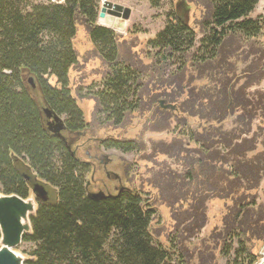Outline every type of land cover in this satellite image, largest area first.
Returning <instances> with one entry per match:
<instances>
[{
  "label": "trees",
  "instance_id": "trees-1",
  "mask_svg": "<svg viewBox=\"0 0 264 264\" xmlns=\"http://www.w3.org/2000/svg\"><path fill=\"white\" fill-rule=\"evenodd\" d=\"M99 1L65 0L25 12L26 0H0V194L28 199L35 179L54 194V202L38 203L30 217L32 234L22 244L33 245V250L25 264H169L171 255L186 264L188 258L187 251H175L170 241L166 248L154 240L150 226L157 211L142 194L123 190L103 200L90 199V171L71 156L67 142L48 131L44 109L65 116L70 142L87 130L67 89L69 71L79 63L73 48L79 26L107 68L101 80L106 89L94 98L108 125L119 127L148 98L162 121L188 130L187 141L179 133L160 146L181 167L180 172L162 171L156 188L174 216L177 245L205 226L207 203L217 200L222 203L220 224L201 241L197 261L216 264L232 256L235 264H257L264 245V200L258 202L264 179V93L233 89L229 65L237 55L230 52L236 42L264 52L259 41L264 39V17L249 18L257 0H202L200 39L172 13L165 28L148 41L157 50L153 68L193 50L197 71H222L223 81L197 89L183 88L179 73L184 67L168 79L158 76L152 89H142L136 70L120 59L118 36L96 24ZM163 1L149 3L159 9ZM30 78L41 90L42 106L31 96ZM160 101L175 110H160ZM102 146L123 153L138 147L133 140H108Z\"/></svg>",
  "mask_w": 264,
  "mask_h": 264
},
{
  "label": "rangeland",
  "instance_id": "rangeland-1",
  "mask_svg": "<svg viewBox=\"0 0 264 264\" xmlns=\"http://www.w3.org/2000/svg\"><path fill=\"white\" fill-rule=\"evenodd\" d=\"M28 7L25 12H30L34 6L40 5H63L65 0H58V3L52 4L50 0H26ZM202 0H165L159 9H153L149 0H100L98 6V17L96 24L111 30L118 36L120 59L124 60L139 78V84L142 89H152V84H156V78H170L184 67L180 77H183V88H199L207 86L215 80L223 81L222 72L218 68L207 70H196L194 62H191L193 50L183 58L174 56L167 64L152 67L155 65L153 58L157 50H152L148 46V41L153 40L161 32L167 23V16L175 13L178 19L189 25L197 34V39L201 38L199 21L204 16V6ZM111 3L129 11L127 19L114 17L105 13L100 18L101 9L104 3ZM264 17V0H257L253 12L249 15L250 19ZM264 43V39H260ZM198 47V44H196ZM73 48L78 57V65L69 71V82L67 89L75 101L76 107L84 116V121L88 125V131L84 144L80 151H77L78 157L83 158L84 151L89 152L90 156L102 154L113 160L110 169L119 175L122 179V187L126 190L135 191L142 194L144 199L153 202L156 208V215L150 226V231L154 240L168 247V242L175 251L184 249L188 253L186 264H199L195 254L211 230L219 226L222 214V203L212 200L207 203L205 226L196 234L189 235L182 244L177 239L176 223L173 219L172 211L162 203L157 191V184L160 183L159 174L165 172H180L181 167L175 164L174 159H169L161 151V145L170 144L179 133L183 134V140L187 141L188 130H176L175 124L170 125L161 120L160 113L156 112L154 105L148 106L150 100L143 99L139 112L127 115L123 123L115 128L106 123L105 116L98 112L94 96L101 91V80L107 71L101 58L93 51V47L88 40L86 31L79 26L76 37L73 40ZM237 53L235 57L229 59V65L233 67V89H247L249 93H264V52L256 51L249 44L236 42L230 51ZM200 54L194 58L198 61ZM158 70V71H157ZM228 74L230 72L227 71ZM153 73V76H150ZM148 75V80H147ZM178 76V75H176ZM209 77V79H207ZM155 78V79H154ZM210 80V81H208ZM150 83V84H149ZM157 87H154V89ZM31 96L34 101L42 106L43 97L40 89H32ZM150 98L151 95L149 96ZM167 105V104H165ZM144 106V107H143ZM157 106L158 103H157ZM160 110H163L159 107ZM259 124L253 123V130ZM263 124V123H262ZM168 128L167 130L165 128ZM106 139L119 141L136 142L138 147L132 152L123 153L119 150H106L102 143ZM81 144V145H82ZM194 144H190L193 148ZM138 149V150H137ZM261 149V148H259ZM73 150V149H72ZM95 177L104 178L103 174H96ZM90 178V175L89 177ZM89 180V179H88ZM50 200L54 202L53 191L48 190ZM29 198H32L30 191ZM258 202L264 200V179L261 183ZM175 209V208H174ZM182 227H180L181 229ZM170 248V247H169ZM33 245L21 244L16 250L24 257L32 252ZM259 260L257 264H264V245L258 250ZM169 264H179L175 255L170 256ZM234 257H226L216 261V264H235Z\"/></svg>",
  "mask_w": 264,
  "mask_h": 264
},
{
  "label": "water",
  "instance_id": "water-1",
  "mask_svg": "<svg viewBox=\"0 0 264 264\" xmlns=\"http://www.w3.org/2000/svg\"><path fill=\"white\" fill-rule=\"evenodd\" d=\"M106 12L111 16L123 19H127L129 16V11L126 9L107 2L103 4L99 17L103 18ZM27 83L32 89L36 88L32 78L28 79ZM158 105L163 110H175L173 105H165L164 101H160ZM43 113L47 119H52L47 123L48 131L66 144L65 138L61 135L63 130L61 119L49 109H44ZM24 177L26 181H29V177ZM122 190L120 189V191ZM30 191L32 198L28 199L0 194V264H25L27 261V258L16 250L22 244L24 236L32 234L30 217L36 214L38 203L49 202L48 191L36 179L32 183ZM87 196L94 201L111 197L100 191L98 193L88 192Z\"/></svg>",
  "mask_w": 264,
  "mask_h": 264
},
{
  "label": "flooded vegetation",
  "instance_id": "flooded-vegetation-1",
  "mask_svg": "<svg viewBox=\"0 0 264 264\" xmlns=\"http://www.w3.org/2000/svg\"><path fill=\"white\" fill-rule=\"evenodd\" d=\"M100 83H101L100 89H106L102 85V82ZM58 90H61V89H58ZM44 108H47V107H44ZM58 117L61 119L63 123V130L61 132V135L65 138L67 142V150L71 153V156L77 160V162H79L83 166H86L87 169L90 171V178L87 181V185H86L87 191L91 193H98L100 191L107 196H115L121 192L120 189L125 190V187H122L121 177L117 175L116 173H114L112 169H110V167L112 166L113 160H111L110 158L102 154L95 155L92 157L87 151H84L83 158L78 157L77 151H80L84 146V144L80 143V141L85 139V136L88 131V125L86 124L87 125L86 131L84 130L81 133L75 134L74 139L76 140V142H70L69 137L71 134L66 124V118L64 115H61ZM51 121L52 119H46V124ZM109 140L114 141L113 139H109ZM104 141H108V139ZM103 142H101L102 143L101 145H103ZM97 173L103 174L104 178L95 177Z\"/></svg>",
  "mask_w": 264,
  "mask_h": 264
},
{
  "label": "built area",
  "instance_id": "built-area-1",
  "mask_svg": "<svg viewBox=\"0 0 264 264\" xmlns=\"http://www.w3.org/2000/svg\"><path fill=\"white\" fill-rule=\"evenodd\" d=\"M52 2V4L54 3H58V0H50Z\"/></svg>",
  "mask_w": 264,
  "mask_h": 264
}]
</instances>
